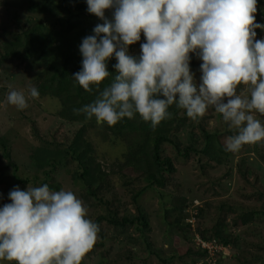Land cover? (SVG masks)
Listing matches in <instances>:
<instances>
[{"label": "rangeland", "instance_id": "rangeland-1", "mask_svg": "<svg viewBox=\"0 0 264 264\" xmlns=\"http://www.w3.org/2000/svg\"><path fill=\"white\" fill-rule=\"evenodd\" d=\"M256 7L254 22L264 24V0H257ZM65 8L71 9L72 20L63 26ZM105 15L111 19V10ZM98 23L103 21L86 11L85 0H0V205L10 203L7 195L14 186L26 190L47 184L52 190L73 191L94 222L99 215L107 218L109 207L121 219L136 216L139 206L148 230L140 231L138 223L116 228L101 221L102 234L97 233L83 264H264V141L226 151L225 138L235 130L211 106L193 119L184 109L173 113V104L155 126L145 122L146 128L139 129L138 123L115 134L95 118H73L71 107L72 118L63 116L66 108L46 82L48 64L61 58L56 38L64 29L80 35ZM255 31L256 39L264 36L260 29ZM144 39L141 32V40L129 46L131 55H139ZM189 55L199 83L201 61ZM30 87L39 95L26 96V107L7 103L9 91L27 93ZM90 92L85 97L92 102L97 93ZM255 115L264 122V115ZM157 128L173 142L161 145V156L175 167L174 172H164L161 186L123 167L138 153L145 154ZM206 134L212 141L207 154ZM80 139L92 145L89 175L97 169L103 172L99 190L111 203L108 209L96 204L77 176L80 168L69 148ZM201 232L212 243L217 240L210 253H199L193 242L194 234Z\"/></svg>", "mask_w": 264, "mask_h": 264}, {"label": "clouds", "instance_id": "clouds-1", "mask_svg": "<svg viewBox=\"0 0 264 264\" xmlns=\"http://www.w3.org/2000/svg\"><path fill=\"white\" fill-rule=\"evenodd\" d=\"M86 11L103 23L78 46L80 70L71 77L85 91L115 75L89 104L77 109L97 123L113 125L138 114L152 126L175 104L190 118L211 106L235 134L225 150L264 141V36L256 39L257 0H85ZM111 10V19L105 15ZM138 56L129 46L141 40ZM201 61L199 83L190 70V55ZM240 86H245L240 89ZM245 92L247 94H245ZM27 93L11 90L6 100L23 109ZM10 203L0 205V260L10 264H81L99 231L82 200L71 190L47 184L21 190L14 186ZM189 223L192 224V222ZM198 234H195V237ZM199 236V235H198ZM195 242V239H194Z\"/></svg>", "mask_w": 264, "mask_h": 264}, {"label": "trees", "instance_id": "trees-1", "mask_svg": "<svg viewBox=\"0 0 264 264\" xmlns=\"http://www.w3.org/2000/svg\"><path fill=\"white\" fill-rule=\"evenodd\" d=\"M65 12L67 13V18L64 19L63 26H65V22L70 23L72 20L71 9L65 8ZM70 30L72 29L69 28L68 30L64 29L63 32L58 34L59 36L56 38L59 43L58 45H56V48L61 50L58 52L61 58L59 60L55 58L51 61L50 64H48L50 75L46 79L47 80L46 82L50 85V90L52 92L51 94L58 97L62 103V107L64 106V108H66V109L63 108L64 110L62 109L63 116H67V118L68 117L72 118L71 116H73V118L75 119L79 118V120H85L86 115L83 112H78L76 110L82 108L86 104L91 103L90 100L85 97V93L88 92L91 93V92L85 91L77 82L73 80L71 75L80 70L81 55L79 53L78 46L80 44L81 39L84 36L92 34V29L90 28L82 29L80 32H78L80 35H74L73 30L72 31ZM33 32L36 33L35 31ZM31 34L32 32H30L29 36ZM53 38L55 39L54 36ZM115 63L116 60L114 57L109 59V61L107 62V67H108V71L110 72V76L106 78L98 86L90 85V88L93 89L92 91L95 92V94L97 93L96 95H98V91L102 90L103 87L107 86L114 77L115 70L112 66ZM69 98L72 99L68 100ZM70 107L72 109L71 116L69 115L70 112H68ZM181 109L182 108L176 107L175 110H173V113L175 112L176 114H178ZM145 122L151 123L150 121L143 120L138 114H134L132 118H123L113 125H108V124L107 125L109 128H111L114 131L115 134L117 132H120L122 130V127L124 126H127V129L128 128L133 129L134 125L138 123H139V129H141V126L146 128ZM148 128L150 129L149 126ZM151 139L153 140V142L152 140L149 141L152 143L146 146L145 154H142V152L138 153L137 155L134 156L132 160H129L127 163H125L123 167L124 168L126 167L127 170L140 172L143 178L151 181L150 182L151 185L155 184L161 186L163 184L162 180H163L164 172L175 171V167L172 164L171 159L162 158L161 145L165 142H169L172 144L173 142L172 140L169 139L167 134L160 131L158 128L155 129V131H153V136L151 135ZM211 145H212L211 136L209 134H206V142L203 152H205L206 154L209 153ZM90 150H92V145L88 141L84 139H80L69 148V153L71 154L72 158L77 162L80 168L79 169L80 173L77 174V176L82 181L84 186L87 187V188L85 187V189L88 190L89 194L96 199V204L104 205L108 209L111 203L110 201H105L103 199V195H101V191L99 190V185L100 183H102L104 179L102 170L97 169L95 174H93L92 176L89 175V172L92 170V165H93V163L89 162L91 160ZM118 178L121 179L120 177ZM97 191L99 192L97 193ZM139 195L140 193H137L134 196V199L137 198V196ZM136 207H137L136 216L131 218L122 217L121 219L117 217V212L114 211V209L112 211V209H110L109 207L108 211L110 215H108L107 218L103 217L102 215H99L96 218L95 223L99 225L101 221L106 220L116 228L124 227L128 224L138 223V225H140V227L138 228L140 231L143 232V230L144 231L148 230L149 222L146 215L140 210L139 206L136 205ZM98 228H99L98 234L101 235L102 234L101 227ZM216 234L217 236L219 235V233ZM198 235L202 240H206V241H209V238H211V237H207L203 232H201V234L198 233ZM194 239H195V234L193 237V242ZM196 248L199 250V253L200 252L204 254L208 253L207 249H202L200 248V246L199 247L196 246ZM81 264H83V259L81 261Z\"/></svg>", "mask_w": 264, "mask_h": 264}, {"label": "built area", "instance_id": "built-area-1", "mask_svg": "<svg viewBox=\"0 0 264 264\" xmlns=\"http://www.w3.org/2000/svg\"><path fill=\"white\" fill-rule=\"evenodd\" d=\"M190 222H192V221H190ZM213 241H214V243L217 242V241H215V240H213ZM195 242H197L198 247L200 246V248H202V249H207V250H208V253L211 252V247H212V248L215 247V246H214V243H212L211 240H209V241L202 240L198 235H196V237H195ZM207 243H208V244H207ZM206 244H207V245H206ZM212 244H213V245H212ZM215 250H217V249H215Z\"/></svg>", "mask_w": 264, "mask_h": 264}]
</instances>
